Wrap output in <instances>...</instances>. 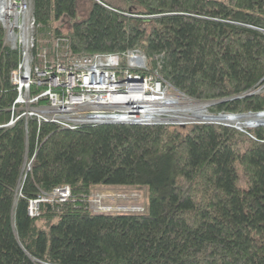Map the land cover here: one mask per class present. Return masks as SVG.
I'll use <instances>...</instances> for the list:
<instances>
[{
	"label": "trees",
	"instance_id": "obj_1",
	"mask_svg": "<svg viewBox=\"0 0 264 264\" xmlns=\"http://www.w3.org/2000/svg\"><path fill=\"white\" fill-rule=\"evenodd\" d=\"M99 1L83 19L77 0L33 11L74 54L137 50L185 96L227 99L211 113L264 111V88L249 94L264 85V0ZM4 37L0 23V264H264V126L10 124L20 54ZM109 187L145 188V211L93 212Z\"/></svg>",
	"mask_w": 264,
	"mask_h": 264
},
{
	"label": "built area",
	"instance_id": "obj_2",
	"mask_svg": "<svg viewBox=\"0 0 264 264\" xmlns=\"http://www.w3.org/2000/svg\"><path fill=\"white\" fill-rule=\"evenodd\" d=\"M0 1V5L7 4L6 12L0 11V23L6 29L5 44H11L20 54V63L11 73L18 96L12 107L10 124L25 118L75 129L81 124L100 123L95 119L153 124L163 116L160 110L170 98L167 94L169 84L157 72H146L147 59L139 51H128L123 62L120 54L108 57L74 54L66 44L67 39L60 36L51 40V46H44L40 44V27L33 3L29 0ZM122 99L129 104L122 105ZM125 193L106 198V194H92L89 207L95 213L143 212L144 208L139 206H132L128 212L121 211L127 208L122 204ZM70 194L69 187H65L56 189L51 195L65 201ZM109 198L110 203L106 201ZM38 203L30 208V215L39 214ZM102 203L110 205L101 207Z\"/></svg>",
	"mask_w": 264,
	"mask_h": 264
},
{
	"label": "rangeland",
	"instance_id": "obj_3",
	"mask_svg": "<svg viewBox=\"0 0 264 264\" xmlns=\"http://www.w3.org/2000/svg\"><path fill=\"white\" fill-rule=\"evenodd\" d=\"M95 0H77V19H83L88 17V15L90 14L91 8H92V2ZM102 3V2H101ZM67 20V19H65ZM71 21H69L68 23H70ZM63 23V21H62ZM70 24H65L64 26V30L67 31V29H69ZM40 30V34L39 37L42 39L40 40V44L44 45V46H51V40L54 39V37H52L51 33H53V28L50 27H46L45 29H41L38 28V32ZM60 37H65L64 35H60ZM49 41V42H48ZM66 44H68V41L66 42ZM9 47H12L11 44L9 45ZM18 50V49H15ZM19 52V51H18ZM264 88V86L261 88V90ZM260 90V91H261ZM264 90V89H263ZM167 94L169 95L170 98L176 99L178 100L180 103H188L190 101H195L192 98H189L187 96H185V94L180 93L179 91H176L174 88H172L171 86H168V90H167ZM170 117L168 115H163V117ZM148 123V122H147ZM189 124L183 125V126H187ZM182 126V125H180ZM27 167V166H26ZM120 189H116L115 187H109V188H100L98 190H94L95 193H93V195L95 194H99V195H105L106 197H109L111 194H118V193H125L124 191L120 190ZM133 191H137V192H132L131 193H125V200L124 201V206H127V208H125L126 210H121L124 212H128L130 211V209L132 208V206H139L141 207V209L144 208L145 211V207H146V197H147V191L145 188L141 189V190H133ZM93 195L91 196V199L93 198ZM124 199V198H123ZM107 202H111V199H107ZM109 203H102L100 206H108L109 207ZM127 203V204H125ZM95 208H98V206L96 204H94ZM115 209V208H114Z\"/></svg>",
	"mask_w": 264,
	"mask_h": 264
},
{
	"label": "water",
	"instance_id": "obj_4",
	"mask_svg": "<svg viewBox=\"0 0 264 264\" xmlns=\"http://www.w3.org/2000/svg\"><path fill=\"white\" fill-rule=\"evenodd\" d=\"M95 1L98 2V3H101L99 0H95ZM101 4H103V3H101ZM263 86H261L257 91H255L253 93H249V94H254V93L260 91ZM171 99H173V98H171ZM226 100L227 99L212 100V101L195 100L194 102H197V103H201V102L207 103V111L209 113L208 114L209 118H207V119H203L202 120L200 115H197L196 113H194L191 110L178 109L177 111H173V113L171 114L168 111L165 112V111H163V109H161L160 110V115H168L170 117H167V116L166 117L162 116L160 118L156 117L157 119H160V120H157L155 118L156 122L153 123V124L162 123V124H172V125H182L183 126V125H186V124H194V123H216V124H222V125H226V126H235V127L239 128L241 130H244L245 128L242 127L240 124L223 123V122L218 121L217 118H220L223 115L224 116L225 115L248 116V115H262V114H264V111H261V112H247V113H225V112H220L218 114L210 112V110H209L210 107H212V106H214L216 104L225 102ZM166 106H167V109H169L171 106L173 107L171 102H168ZM187 116H190L193 119L192 120H185L186 118H189ZM95 120H96L95 122H100V123L123 122V121H115V120H112V119H105V120H103V119H101V120L95 119ZM130 123H134V122H130ZM135 123H139V122H135ZM258 126H264V119L260 120V121H255V122L251 123V125H250V127H252V128H255V127H258ZM27 162H28V157L26 156L23 171L25 169V166H26ZM28 170H30V164H29Z\"/></svg>",
	"mask_w": 264,
	"mask_h": 264
},
{
	"label": "bare ground",
	"instance_id": "obj_5",
	"mask_svg": "<svg viewBox=\"0 0 264 264\" xmlns=\"http://www.w3.org/2000/svg\"><path fill=\"white\" fill-rule=\"evenodd\" d=\"M30 2L33 3L34 0H29ZM1 2V1H0ZM6 8H7V4L6 3H2L0 5V11L2 12H6ZM93 55H103V56H114V55H118V53H94ZM111 58V57H109ZM146 72L147 73H152L150 72V70L148 68H146ZM95 81H98L97 79H95ZM124 94L128 93V92H123ZM121 100V99H119ZM171 102L173 107L171 106L169 109H167V103ZM119 103V102H118ZM122 105L127 106L129 104V102H125V100L122 99ZM121 103L119 105H121ZM161 108L163 109V111L165 112H169V113H173V111H177L178 109H186V110H191L194 113H196L197 115L201 116V119H207L209 118L208 116V111H207V103L201 102V103H197L194 101H190L188 103H180L178 100L176 99H171V98H167L166 101L164 102V104L161 106ZM172 110V111H171ZM171 111V112H170ZM189 118H186L185 120H192L193 118L190 116H187ZM264 119V114L262 115H248V116H232V115H223L220 118H217L218 121L223 122V123H231V124H240L242 127L244 128H252L250 127L251 123L255 122V121H260ZM160 120V119H157ZM117 123V122H114ZM139 124H145V123H139ZM32 162H30L31 165ZM27 166V164H26ZM25 166V169H26ZM29 167V166H28ZM24 169V170H25ZM28 169V168H27ZM38 203V200H32L30 202V206H29V211L30 208L35 206Z\"/></svg>",
	"mask_w": 264,
	"mask_h": 264
},
{
	"label": "crops",
	"instance_id": "obj_6",
	"mask_svg": "<svg viewBox=\"0 0 264 264\" xmlns=\"http://www.w3.org/2000/svg\"><path fill=\"white\" fill-rule=\"evenodd\" d=\"M2 24V23H1ZM3 25V24H2ZM4 27V26H3ZM4 30H5V37H4V45L5 46H7L6 44H5V38H6V29H5V27H4ZM52 35V37H54L55 38V36H54V34H51ZM7 47H9V46H7ZM9 48H11V47H9ZM12 49V48H11Z\"/></svg>",
	"mask_w": 264,
	"mask_h": 264
}]
</instances>
